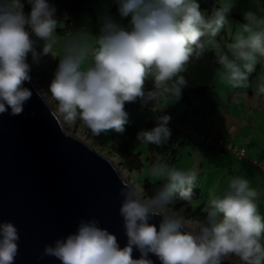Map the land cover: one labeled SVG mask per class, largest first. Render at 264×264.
<instances>
[{
    "label": "clouds",
    "instance_id": "obj_1",
    "mask_svg": "<svg viewBox=\"0 0 264 264\" xmlns=\"http://www.w3.org/2000/svg\"><path fill=\"white\" fill-rule=\"evenodd\" d=\"M28 2L32 10L26 16L21 0H0V115L8 108L12 116L23 113L25 102L33 94L23 86L31 81L27 58L31 54L38 64L42 56L52 54L57 43L53 35L59 23L56 9L47 0ZM118 2L121 16L132 14L130 30L105 16L97 47L89 46L91 34H84L67 45L59 58L49 88L56 107L50 104L48 92L39 93L62 128L79 120L96 136L109 131L123 133L129 115L126 103L179 100L187 86L181 73L206 48L219 49L216 38L230 23L227 17L233 7L221 6L206 18L197 0ZM245 18L248 23L242 27L247 36L236 35L226 45L228 52H216L217 62L226 70L223 78L234 88L248 87L258 58H264V17L249 12ZM33 35L44 41L42 52L37 51ZM90 53L92 66L82 70ZM149 79L154 81V90L146 92ZM259 92L264 93V84ZM170 120L173 118L168 115L158 117L157 126L140 131L137 139L163 145L171 137ZM152 174L167 181L154 198H145L133 185L124 183L120 208L128 237L124 248L115 234L93 218L81 220L75 232L46 245L44 255L55 257L61 264H153L149 253L162 264H221L229 257L238 258L240 264H264V217L256 203L258 193L247 179L233 178L225 196L210 199L206 222L194 233L182 231L187 227L185 221L164 209L174 204L177 194L191 200L197 173L157 163ZM161 214L163 220L157 230L148 221ZM19 239L13 223H0V264H14ZM134 247L141 253L139 259L133 258Z\"/></svg>",
    "mask_w": 264,
    "mask_h": 264
},
{
    "label": "water",
    "instance_id": "obj_2",
    "mask_svg": "<svg viewBox=\"0 0 264 264\" xmlns=\"http://www.w3.org/2000/svg\"><path fill=\"white\" fill-rule=\"evenodd\" d=\"M23 86L33 93L23 113L12 116L8 108L0 115V223L18 229L14 264H61L44 255L45 246L93 218L124 248L128 237L120 215L121 192L124 183L132 184L107 155L58 124L32 78ZM162 220L161 214L148 222L159 230ZM140 257L134 247L133 258ZM148 259L162 264L152 253ZM221 264L240 263L225 258Z\"/></svg>",
    "mask_w": 264,
    "mask_h": 264
},
{
    "label": "trees",
    "instance_id": "obj_3",
    "mask_svg": "<svg viewBox=\"0 0 264 264\" xmlns=\"http://www.w3.org/2000/svg\"><path fill=\"white\" fill-rule=\"evenodd\" d=\"M21 2L24 5L23 11L26 16L30 15L32 10V5L28 2V0H21ZM47 2L52 5L56 12L55 14L60 15L63 14L64 16V24L66 26L64 29H72V28H83V31L90 33L93 36H100V27L102 24V20L105 17L104 12L100 11L98 8V2L99 0H47ZM217 0H200V9L202 13L205 14L206 18H208V13L210 9H213L215 6H217ZM108 9V8H107ZM106 11V10H103ZM109 14H111L112 18L114 19V22H117L118 20L122 21L118 24L120 27L130 30L131 28V19L132 14L130 13L128 16L124 17L121 16L119 12V2L114 3L113 6L109 9ZM120 18V19H119ZM61 30H63L62 26H58L56 32L61 33ZM30 31V29H29ZM225 32V30H222ZM32 39L36 41V49L38 52H42L43 48L42 45L44 44V41L38 40L34 35L32 36ZM223 44L226 46L227 40H230L229 38H224ZM231 40H233V36L231 37ZM228 52L227 47L224 49H214L213 47L206 48L205 52L199 59L193 58L187 65H186V71L181 73L186 79L187 86L182 89V96L179 99L185 106V110L179 117L178 124L173 123V120L175 121V117L172 114H169L166 107V115L173 117L172 123L170 122L168 124V127L171 130V137L170 139L164 143L163 145L157 146L155 144H148L146 143V149L143 152L139 149L138 146H140V141L137 139V135L140 131L145 130L144 126L149 124H152L151 119H145L143 124L138 125L135 122L130 121L128 119V122L125 125V130L123 133H118L115 131H111V138H112V145L110 149L112 152L117 154L122 162L124 163L125 167L131 172V173H142L144 171V167H146V163H149L151 167H153L158 162L161 164H167V165H174L179 162L180 157L182 154V149L184 145L187 144L188 139H193V137L199 138L203 143L206 145H211L207 142L206 138L208 137L204 133H201L197 130L193 131H187L185 130V125H189L192 129L189 119L187 115H185L186 111L188 113L189 110H187L190 106H192L191 110L196 107L199 102L195 101L196 99H200L201 97H206L208 93V89L210 87L215 88V76L218 72V70L222 67L217 62L216 52ZM230 58L231 54L228 53ZM59 56L56 58V63H59ZM28 59L33 61L31 54H29ZM50 54L46 56H42L40 59V62H43L44 60H49ZM92 59V57H91ZM93 63V60H91ZM42 74V73H41ZM42 83H49V80H47V76L45 74H42ZM154 90V87L148 83L145 82V91ZM262 97L264 98V93H261ZM196 98V99H195ZM166 101V99H161L159 101V105H161L162 101ZM142 102L139 103V100L133 103H126L125 104V110L130 115L131 111L132 113H137V110L142 107ZM145 104V103H144ZM146 107L149 106L152 110L159 113L157 109H153L150 103L148 102L145 104ZM165 106V105H164ZM128 115V117H129ZM160 117V115H159ZM158 123H153L152 127H156ZM196 132V133H194ZM188 138V139H187ZM230 144H233L232 142H227ZM137 146V149L134 150L132 148L133 145ZM229 148V147H228ZM142 182L143 190L145 191L146 195L150 198H154L155 195L160 191L161 186L163 183H165L164 180L161 178H157L155 181H151L147 176L144 175ZM198 190V191H197ZM199 188L192 187V196L191 200H183L179 197L177 194L176 199L178 202H183L185 206L183 208H180L174 202L172 206L177 207L180 211V214L186 215L188 217L198 218L202 223L206 222V214L207 211L203 210L202 203H198L197 200L199 199Z\"/></svg>",
    "mask_w": 264,
    "mask_h": 264
},
{
    "label": "rangeland",
    "instance_id": "obj_4",
    "mask_svg": "<svg viewBox=\"0 0 264 264\" xmlns=\"http://www.w3.org/2000/svg\"><path fill=\"white\" fill-rule=\"evenodd\" d=\"M117 2H118V0H99L98 8L100 11L104 12L105 16H109L112 18L111 14H109V9L111 8V6H113L114 3H117ZM197 2L200 4V0H197ZM217 4H218V6H215L213 9L209 10V13H208L209 17H211L214 9H217V8L224 6V5L233 4V7L231 8L230 12L228 13V17H227L230 23L225 27L226 32L222 31L220 36H218L216 38V40L219 43V49H220V47H222V49L225 48V46L223 45L222 39H224L226 37L231 40V37L233 36V40H231L233 42L234 37L238 34H243V35L247 36V33L243 32V27H242V25L248 23V21L245 18L247 13L251 12V13L256 14L258 17H264V0H217ZM103 10H106V11H103ZM63 16H64L63 14H61V16L55 14V18L59 22L57 27L62 26L63 30H61V33H59L60 32L59 31V32H56L53 34L57 43L53 47V52H52V54H50V59L44 60L43 62H39L37 64V63H35V62H33L27 58V62L29 63V65L31 67V71H30L31 78L36 82V84L40 87V89L42 91H44L45 93L48 92L47 97H48V100H49V102L53 108L56 107V102L51 99L49 88H50V84H51L52 80L54 79V76H55V73L58 69V66H59V63L58 64L56 63V58L58 56L61 58L64 55L65 48L67 45H69L70 43H74V42L78 41L81 35L88 34L87 32L83 31V28H75V29L72 28L69 30L64 29L66 24H64V22H63V20H64ZM112 20L114 21L113 18H112ZM121 21H122V19L118 20L115 23L119 24ZM98 39H99V37H93V35H90V38L87 40V43L91 47H97L98 46V44H97ZM214 49H216V48H214ZM91 57H92V54L90 53L88 58L81 65L82 70H87V68L92 66ZM260 59H262V61ZM258 60L259 61L256 65V68L260 64L259 70L256 71V69H255L254 72H255V75L259 76V78H256V79L261 80V77L264 78V58H258ZM41 73L45 74L47 76V80H49V83L48 82L42 83L43 79H42ZM225 75H226L225 69L222 68L221 70H218L216 77H215V80H214L215 84H216V89L213 87H210L208 89V91H211V94H209L207 97L203 98V99L208 100V104H210L212 107L219 109V110H220L221 106L225 103L226 98L232 94V93L229 94V90H230V88H233V87H232V85L228 84V82L225 78H223ZM252 81L249 80V86L246 88L250 89V87L253 86ZM243 88H245V87H243ZM238 90H243V89H238ZM215 93L218 94V97H216V98L213 95ZM210 100H211V102H209ZM143 107H145V106H143ZM172 107H173V105H170V108H172ZM211 108H210V113H212ZM132 111H131L128 119H130V121L135 122L138 125L143 124L144 120L148 119V118L153 121L152 124L158 123L159 113L152 110L149 106L144 108V113H143V111H141V114L140 113H134V112L132 113ZM212 115H213V113H212ZM236 116L239 119L242 117H245L242 114V112H237ZM170 122H171V120H170ZM220 122L221 121L219 120V121H215L212 124H213V128L216 130V132H217V130H219V132L223 135L224 131L222 129H220V125L222 124V122L221 123ZM173 123L178 124V119H176L175 121L173 120ZM152 124L151 125H149V124L145 125L144 126L145 130L153 129L154 127H152ZM65 129L69 133L77 135L78 137H80L84 141H87L88 143L93 145L95 148H97L99 151H101L102 153L107 155L114 162V164L117 166V168L119 169L121 175L125 178V180L130 182L145 198L150 199V197L147 196L145 191L143 190L141 180H143L144 175L147 176L151 181H155V180H157V178H160V177L153 176V174H152V168L153 167H151V165L149 163H146V167H144V171L142 173H138V174L135 172L131 173L125 167L121 158L117 154L112 152V150L110 149V147L113 143L112 138H111V131H109L106 134H101L100 136H96L90 131V129H88L85 125H83V123L79 120H77L76 122L71 123V124H66ZM220 133H219V136H222ZM213 134H210V135H213ZM210 135H207V136H210ZM217 136H218V134H217ZM194 139L199 141V139L197 137H194ZM218 140H220V139H218ZM200 143H202V142H200ZM139 145H140V146H138L139 149L144 152L146 149V143H140ZM132 148H134V150H136L137 146L134 144L132 146ZM248 148H250V146H248ZM186 149H188V145H187ZM201 151H203V152H201V154H204V156H205L204 159L211 158L212 155H209V150H206V148H205V149H202ZM210 151H212V150H210ZM195 154L199 158L200 155L198 153H195ZM212 154H213V152H212ZM236 156L241 157V158L245 157V156H241V155H236ZM208 163L209 162L204 160V165H205L204 171L206 170V172H209V168H208V166H206V164H208ZM216 163H218V161ZM185 164H186L185 159L182 158L179 160L178 163H176L174 165L171 164L168 166H169V168H175L177 170H181V171H185V172L195 171L197 173L196 170H191L190 167H185ZM202 170L203 169H201V171ZM233 170L238 172V169H236V168ZM204 174L205 173H203V171H202V174L200 172L197 173V180L193 186L196 187L197 189L199 188L201 190V195H203V193L205 195V188L203 187V185L206 182L207 187L210 188V190L214 193V198L215 197L222 198L223 196H225L227 194V192L229 191V189H228L229 185H227L228 184L227 180L229 179V181H231L233 178H235V177H222V182H225V185H222V187H220V188H218V187L215 188V183L219 182V180H218L219 177H215V178L206 177L205 178ZM200 175L202 177H200ZM163 180H164V178H163ZM204 180H205V182H204ZM164 181H165V183L167 182L166 180H164ZM201 200L204 201L203 196H202ZM175 202L178 206H180V208H183L185 206V204H183V202L182 203L178 202L176 198H175ZM202 207H203L202 208L203 210L207 211L209 206H208V204H206V202H204V205ZM164 211L166 213L175 212L179 217H181L185 221L186 226H187L186 228H188L190 231H192L194 233L199 232L200 227L203 224L195 216L193 218V217H188L186 215L180 214L179 209L177 207L172 206V205L169 206L168 208H165ZM229 258L240 263L238 261V258H236V257H229Z\"/></svg>",
    "mask_w": 264,
    "mask_h": 264
},
{
    "label": "crops",
    "instance_id": "obj_5",
    "mask_svg": "<svg viewBox=\"0 0 264 264\" xmlns=\"http://www.w3.org/2000/svg\"><path fill=\"white\" fill-rule=\"evenodd\" d=\"M231 42V40H227V43ZM220 49H222V47H220ZM260 60L262 61V59ZM259 65L257 66L256 71L259 70ZM221 69L222 67L219 70ZM256 78H259V76L255 75V72L252 73L249 80H253V86L250 87V89L246 87L230 88L229 94H232L226 98V101L221 106L220 110L208 104V100L203 99L204 97H201L200 99L195 98V101L199 102V104H197L193 110H191L192 106H190L187 109L189 110L188 113L186 111L185 115H189V121H191L190 124L193 129L204 133L205 135L214 133V143L206 145L199 138V141L194 139L195 136L193 139L187 138L188 142L182 149L183 155H181L180 159H185V167H190L191 170H196L197 173L200 172L201 174L203 171V173H205V178L219 177V182L215 183V188H220L222 185H225V182H222V177H243L247 179L250 182V188L258 193L256 203L258 204L261 216L264 217V98L259 92L260 85L264 84V78L261 77V80ZM146 82L154 87L153 80L149 79ZM209 94H211V91H208L207 96ZM213 95L215 98L218 97L217 93ZM165 99L166 101L164 102L163 100L161 103L162 107H166L169 114H172L179 122V117L181 118L180 115L185 110L184 104L180 100H175L174 98ZM140 102L141 100H139V103ZM209 102H211V100ZM142 104V107L137 110V113L141 114V111L144 113L146 105L144 102H142ZM170 105H173V107L170 108ZM210 108L213 115L210 113ZM179 111L182 112L180 113ZM237 112H242L245 117L239 119L236 116ZM219 120L222 122L220 129L224 131L223 135L219 130L216 132L213 128L212 123ZM219 133L222 136H219ZM218 139L232 142L237 147H244L246 150V156L242 158L236 156L231 148L219 145L217 143ZM187 145L188 149H186ZM248 146H250V148H248ZM205 148L206 150H209V155H212L209 159H204V154H201V152H203L201 150ZM195 153L200 155L199 158ZM204 160L209 162L206 164L209 168V172H206V170L204 171ZM217 161L218 163H216ZM235 168L238 169V172L233 170ZM201 169L203 170L201 171ZM200 177L202 176L200 175ZM160 178L163 180L162 177ZM227 181V185H229V179ZM203 187L205 188V195L204 193L201 195V190L199 189L200 195L197 202L202 203L203 205L204 202H206L209 206V201L211 198H214V193L207 187L206 182ZM202 196L204 201L201 200Z\"/></svg>",
    "mask_w": 264,
    "mask_h": 264
},
{
    "label": "built area",
    "instance_id": "obj_6",
    "mask_svg": "<svg viewBox=\"0 0 264 264\" xmlns=\"http://www.w3.org/2000/svg\"><path fill=\"white\" fill-rule=\"evenodd\" d=\"M149 103H150V105L152 106L153 109H157L159 111V115L160 116L166 115V109L164 107L160 106L159 103L157 104L156 101H149ZM171 118H173V117H171ZM184 127H185V130H187V131H191L192 130L189 125H186ZM194 133H196V132H194ZM206 140L210 144L214 143L213 136H208L206 138ZM217 143L219 145L223 146V147L225 146V147L231 148V150H233L235 155L246 156V150H245L244 147H237V146H235L233 144L227 143L223 139L218 140Z\"/></svg>",
    "mask_w": 264,
    "mask_h": 264
},
{
    "label": "bare ground",
    "instance_id": "obj_7",
    "mask_svg": "<svg viewBox=\"0 0 264 264\" xmlns=\"http://www.w3.org/2000/svg\"><path fill=\"white\" fill-rule=\"evenodd\" d=\"M119 170V169H118ZM120 172V171H119Z\"/></svg>",
    "mask_w": 264,
    "mask_h": 264
}]
</instances>
